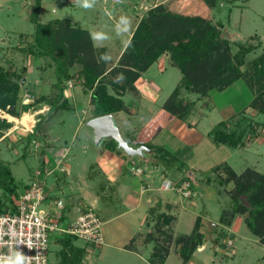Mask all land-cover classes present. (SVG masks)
<instances>
[{
	"label": "rangeland",
	"instance_id": "rangeland-1",
	"mask_svg": "<svg viewBox=\"0 0 264 264\" xmlns=\"http://www.w3.org/2000/svg\"><path fill=\"white\" fill-rule=\"evenodd\" d=\"M82 2L83 0H42L39 21L45 23L54 18H67L72 26L88 30L96 60L103 65L105 73L109 71L108 76H115L111 68L119 64L120 55L141 16L148 8L157 4L164 5L173 13L201 15L211 24L219 20L222 23L221 32L230 41L258 42L256 51L249 53V58L264 50V0H237L233 4L228 3V0H220L212 10L206 9L203 0H91V8L82 7ZM30 5L28 0H0V68H12L22 75V79H15L20 85L19 98L15 104L16 114L11 115L3 110L0 112V117L4 116L12 121L11 127L0 135V159L9 165L18 189H21L23 184L38 179L46 187L47 194L61 198L64 204H68L69 208L64 213L65 219L59 220L61 227L74 218L77 214L76 207L86 205L99 212L103 222V243L93 245L76 239V244L85 248L83 264H150L148 258L154 250V242L148 243L144 238V233L150 229L146 222L153 221L148 210L150 206H145L142 202L138 212L129 211L120 218L110 219L101 212L103 205L107 204L111 214L119 213L129 208L130 202L126 203L121 195H115L111 201L100 200L96 194L98 179L87 178L90 164L106 162L107 157L104 156V161L101 155L104 145L100 146L94 142L93 129L87 125L88 117L92 116L87 97L81 96L80 100L74 103L71 97L64 94L52 104L58 96V88L54 84V62L50 56L37 57L28 50L32 45L33 31V24L28 15ZM101 50L103 51L100 52ZM161 56L162 64L157 59L137 78L138 91L124 95L123 99H126L129 112L122 111L113 115V121L122 137L131 146L134 144L133 138L136 137L145 140L152 148L158 145L166 146L165 149L169 152L176 149L178 139L192 143L194 148L190 152L191 160L186 162L188 149L173 153L184 160L185 164L192 166L196 174L195 180L200 179V172L204 171L201 170L203 163L206 167L224 160L237 173L246 168H254L264 173L263 128L260 129L261 135L254 136L244 145L234 149L225 145L216 146L207 136V131L216 122L227 119L229 114L236 113L249 103L252 96L243 81L238 80L221 91L212 90L206 97L199 98L197 94L184 91L186 98L196 102L193 109L195 112H191L187 122L176 119L164 111L161 105L176 85L180 72L169 63L167 55ZM79 66L78 61H75L71 69L76 70ZM22 67L27 70L22 71ZM142 79L145 82L140 88ZM75 81V78L66 79L63 81V87L67 88L70 82L74 87L70 88L71 92L84 95L80 86H75ZM36 95L46 99L43 106L22 107V103L31 101ZM64 97L68 99L71 108L68 106L58 109V103L64 101ZM49 104L52 105L51 111L48 109ZM247 110L254 117V111L250 108ZM24 113L27 117L23 121L21 119ZM40 116L43 122L47 123V138L42 133L43 129L36 126V118ZM31 129L34 136L28 137L26 134ZM44 144L59 148L53 152L49 148H46V152L41 151ZM132 158L136 168L129 167L131 162L127 159L124 161L123 171L124 178L128 177V182L134 181L131 185L133 190H138L140 195L151 193V200L146 204H155L160 197L168 200L172 208L167 210L165 205H162L160 209L176 214V220L172 224L175 236L172 234L164 264H181L175 237L186 236L192 228L194 217L205 212L203 220L211 230L209 239L192 254L187 264H264V242L246 228L241 215L235 217L229 227H224L228 234L224 240L225 246L213 245L217 231L212 230V222L215 223L221 205L216 199V187L210 185L214 189L209 188L202 182L200 190L194 186L193 190L185 195L179 192L181 190L164 191L163 171L160 167L148 168L147 164L139 166L141 157ZM100 168L106 178L116 182L117 174L109 169V165ZM36 171H39V174H35ZM178 174L176 178L179 177ZM117 179L119 180L118 177ZM61 210L58 209L56 213ZM136 230L140 235L130 239V246L136 252L123 249L120 243L127 241L128 236ZM59 233L60 231L49 233L48 259L53 264H56L54 253L58 248L54 238Z\"/></svg>",
	"mask_w": 264,
	"mask_h": 264
},
{
	"label": "trees",
	"instance_id": "trees-1",
	"mask_svg": "<svg viewBox=\"0 0 264 264\" xmlns=\"http://www.w3.org/2000/svg\"><path fill=\"white\" fill-rule=\"evenodd\" d=\"M28 1L31 4L28 9L29 20L33 24L32 45L28 50L37 57L50 56L55 66L54 84L58 88V96L53 103L51 102L52 104H55L67 89L63 87V81L75 78V86H80L90 105L89 110L92 116L88 119L105 114L114 115L119 111L129 112V107L123 99L124 95L136 91L137 78L162 54H165L169 63L179 70L180 77L161 105L164 111L177 119L186 121L196 102L186 98L183 95L184 91L197 94L199 98L206 97L212 90L221 91L236 81L242 80L252 96L249 103L227 119L216 122L207 131V136L216 146L225 145L234 149L244 145L254 136L261 135L260 129H264V50L252 58L248 57L249 53L256 51L258 42L230 41L221 32L222 23L219 20L211 24L201 15L173 13L164 5L157 4L148 8L137 22L120 55L119 64L111 68L112 73H115L112 77L108 76L109 71L105 73L103 65L97 62L88 30L72 26L67 18H54L41 23L39 13L42 0ZM219 1L203 0V3L206 9L212 10L217 7ZM228 1L233 4L237 0ZM233 47L235 50H232ZM75 61H78L80 66L72 70L71 65ZM21 69L27 70L26 67ZM17 78L22 79V75L20 76L16 70L0 68V110L11 115L16 114L15 104L19 98L20 85L16 82ZM45 100L44 97L36 95L31 101L21 105L40 108L46 102ZM68 106L70 107L68 99L64 97V101L58 103L57 108L65 109ZM248 108L254 111V117L248 112ZM48 109L51 111L52 105L49 104ZM11 125L12 121L0 117V135ZM46 125L47 123L43 122L41 117L36 122V126L43 129L45 138L48 131ZM33 133L34 131H30L26 135L34 136ZM102 140L99 142L100 146L104 145L103 149L121 160L129 159L131 162L129 167L133 165L132 157L140 156L139 166L147 164L148 168L160 167L163 177L170 176L169 179L173 185L178 186L181 182H188V191L193 190L194 186L200 190L202 182L209 188L216 187L215 191L218 194L216 199L221 205L215 223L212 222L214 225L212 230L217 231L214 242L212 241L213 245L225 246L224 240L227 239L228 234L224 227H229L232 220L239 215L246 228L264 242V173L254 168H246L237 173L224 160L201 171L200 179L195 180V171L188 168L186 162L178 155L176 156V153L172 154L162 146L152 148L145 140L135 137L133 147L142 145L146 149L143 150L142 155L132 156L119 148L117 142L111 137H107L104 144ZM44 145L41 151L46 152V148H49L53 152L57 149L53 148L52 144ZM124 161L122 168H125ZM89 167L87 178L98 179L96 184L98 198L104 202L108 199L111 201L115 196V186L109 184L108 178L97 163H92ZM178 172L181 176L176 178ZM14 180L15 177L9 165L0 159L1 212L8 208L14 210L15 201L20 192L28 187V183H25L21 189H18L17 182ZM46 196L49 201L58 199L49 194ZM162 205L169 210L170 204H164L160 198L148 208L153 221L146 222L150 229L144 233V238L148 243L154 242V250L148 258L150 264H164L174 233L172 224L176 216L169 211L161 210ZM103 206L108 208L107 204ZM87 207L89 206L85 205L80 208L83 210ZM67 208L69 206L65 203L60 211L59 220L65 219L64 213ZM97 213L100 216L98 211ZM203 215L201 213L194 217L192 228L186 236L175 237L181 264H187L192 254L209 239L211 230L204 223ZM76 239L75 235L65 232L55 236L54 242L58 245L54 253L57 264H83L85 248L78 246Z\"/></svg>",
	"mask_w": 264,
	"mask_h": 264
},
{
	"label": "built area",
	"instance_id": "built-area-1",
	"mask_svg": "<svg viewBox=\"0 0 264 264\" xmlns=\"http://www.w3.org/2000/svg\"><path fill=\"white\" fill-rule=\"evenodd\" d=\"M71 85L68 82V87ZM131 168L136 167L132 165ZM162 181L164 190H181L179 192L184 195L188 193V182L177 186L165 177ZM46 194L44 184L38 179L32 180L20 192L14 210L0 211V258L10 254L14 247L25 255V264H53L48 259L49 233L52 231L71 233L93 245L103 243V222L93 207L83 210L76 207L77 214L61 227L60 213L56 211L62 209L64 203L61 198L49 201Z\"/></svg>",
	"mask_w": 264,
	"mask_h": 264
},
{
	"label": "crops",
	"instance_id": "crops-1",
	"mask_svg": "<svg viewBox=\"0 0 264 264\" xmlns=\"http://www.w3.org/2000/svg\"><path fill=\"white\" fill-rule=\"evenodd\" d=\"M159 63L160 64H162V62L163 61H161L163 58H162V56H160L159 58ZM159 64V65H160ZM143 80V82H140V88H142L143 87V85H144V82H145V80L144 79H142ZM138 81L139 80H137V81H135V86H136V91H138V89H139V83H138ZM141 81V80H140ZM70 88L71 89H73L74 87L71 85L70 87H67V89H65V91H64V94L65 95H67V97H71L72 98V100L74 101V103L77 101V100H80V98H81V96H82V98L84 97V95H77V94H75L76 92H71V90H70ZM127 95V94H126ZM125 102H126V99L124 100ZM122 111H119V112H117L116 113V115L118 114V113H121ZM191 112H195L194 110H192ZM234 112H232L231 114H233ZM191 114V113H190ZM231 114H229V116L231 115ZM191 116V115H190ZM41 117V116H40ZM40 117H38V118H36V120L38 121L39 119H40ZM189 117V116H188ZM176 118V117H175ZM177 119V118H176ZM186 122H187V120H186ZM30 131H32V129L30 130ZM196 143H197V141H196ZM196 143H194V144H196ZM159 146V145H158ZM176 149L174 150V151H170V152H175L176 153V151L178 152V151H182L183 149H188V151H189V155L187 154V156H186V162L188 161V160H191V157H192V155H190V152L192 151V149L194 148V146H193V144L192 143H189V142H185V141H181L180 139H178V142L176 143ZM57 148V146H53V148ZM59 148V147H58ZM57 148V149H58ZM164 148H166L167 149V147L166 146H164ZM60 149H64V148H60ZM104 150V151H103ZM101 152H102V157H103V159H104V161H105V158H104V156H106L107 157V160H106V162L105 163H102V162H97L101 167H106V165H109V169H112V170H114V172H115V174H117L116 175V177H115V179H116V182L115 181H111V179H108V182H109V184L110 185H113V186H115V188H114V194L115 195H121V197L124 199L125 198V201H126V203L127 202H130L129 203V208H127V209H124L123 211H120L119 213H117V212H114V214H111L110 212V210H109V208H105L104 206L102 207V211L101 212H103V214L104 215H108L107 217L108 218H110L111 219V217L112 218H120L123 214H126V213H128L129 211L130 212H133V211H135V212H138L139 211V208H140V205H141V203L143 202L144 204H145V206H147V205H149V206H152L153 204H150V203H147L146 204V202H148L149 200H151V197H152V195L150 196V194H143V195H140V192L137 190H133V188L131 187V185H133L134 184V181H132V182H128V177H127V179L126 178H124L125 177V175H124V171H123V168H122V162L124 161V160H121L119 157H116V156H114V155H112L110 152H108V151H106L105 149H102L101 150ZM203 165L205 166V163H203ZM215 165V164H214ZM69 166V165H68ZM202 167L201 168V170H206V169H208V168H210L211 166H213V165H211V166H209V165H206V167ZM207 166H208V168H207ZM188 168H190V169H193L192 168V166H188ZM125 169V168H124ZM111 170V171H112ZM194 170V169H193ZM177 173V172H176ZM175 173V174H176ZM179 173V172H178ZM177 175V174H176ZM179 175V177L181 176L180 174H178ZM117 177L119 178V180L117 179ZM121 179V180H120ZM129 185H130V187H129ZM135 187H136V184L134 185ZM132 193V194H131ZM145 195V197L144 198H146V199H144L143 198V196ZM158 199V198H157ZM160 199H161V201L164 203V204H166V203H169L168 202V200H165V199H163V198H161L160 197ZM151 202V201H150ZM172 205V204H171ZM166 207V206H165ZM172 207L170 206L169 207V209H171ZM147 209V208H146ZM166 209L168 210V208L166 207ZM148 211V210H147ZM172 214H173V212H171ZM175 216H176V214H174ZM109 219V220H110ZM140 235V232H138V230H136V231H133L129 236H128V240L127 241H125L124 243L122 242V243H120L121 244V246L123 247V249H128L127 251H133V252H136L135 251V249L133 248V247H131L130 246V241L132 240V238L134 239L135 237L137 238L138 236ZM131 239V240H130Z\"/></svg>",
	"mask_w": 264,
	"mask_h": 264
},
{
	"label": "water",
	"instance_id": "water-1",
	"mask_svg": "<svg viewBox=\"0 0 264 264\" xmlns=\"http://www.w3.org/2000/svg\"><path fill=\"white\" fill-rule=\"evenodd\" d=\"M87 125L93 129L94 142L96 144H99L103 138L111 137L117 142V146L123 149L128 155H142L143 150L146 149L142 145L133 147L128 144V142L122 137L118 127L115 125L112 114L90 118L87 121Z\"/></svg>",
	"mask_w": 264,
	"mask_h": 264
},
{
	"label": "clouds",
	"instance_id": "clouds-1",
	"mask_svg": "<svg viewBox=\"0 0 264 264\" xmlns=\"http://www.w3.org/2000/svg\"><path fill=\"white\" fill-rule=\"evenodd\" d=\"M81 6L84 8H91L93 4L91 0H83ZM105 59L107 58L105 57ZM122 78L123 77L121 76V79ZM0 264H25V255L21 251L13 247V250L10 254H7L4 257L0 258Z\"/></svg>",
	"mask_w": 264,
	"mask_h": 264
},
{
	"label": "bare ground",
	"instance_id": "bare-ground-1",
	"mask_svg": "<svg viewBox=\"0 0 264 264\" xmlns=\"http://www.w3.org/2000/svg\"><path fill=\"white\" fill-rule=\"evenodd\" d=\"M26 117H27V114H24L21 120L24 121V119H26Z\"/></svg>",
	"mask_w": 264,
	"mask_h": 264
}]
</instances>
